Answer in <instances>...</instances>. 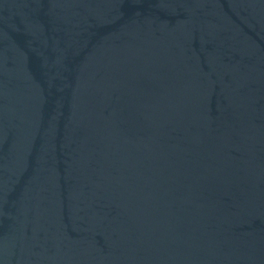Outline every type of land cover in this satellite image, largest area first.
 Listing matches in <instances>:
<instances>
[{"label":"water","instance_id":"95a60500","mask_svg":"<svg viewBox=\"0 0 264 264\" xmlns=\"http://www.w3.org/2000/svg\"><path fill=\"white\" fill-rule=\"evenodd\" d=\"M0 264H264V0H0Z\"/></svg>","mask_w":264,"mask_h":264}]
</instances>
